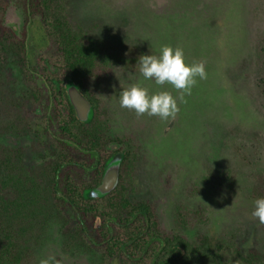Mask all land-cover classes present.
Returning <instances> with one entry per match:
<instances>
[{
    "label": "rangeland",
    "instance_id": "1",
    "mask_svg": "<svg viewBox=\"0 0 264 264\" xmlns=\"http://www.w3.org/2000/svg\"><path fill=\"white\" fill-rule=\"evenodd\" d=\"M62 3L69 22L107 57L108 73L88 81L86 88L105 111L109 135L122 140L119 151L134 155L124 178L127 199L147 200L166 235L178 233L191 241L207 235L228 264H264L250 256L264 257V224L252 216L254 200L264 197V63L257 56L264 48V0ZM5 22L17 31L20 16L10 8ZM33 44L30 40L29 51ZM163 45L181 49L186 63L204 66L205 78H197L182 99L171 85H156L139 73V55H157ZM133 84L150 94L168 91L176 98L175 116L161 120L121 108L119 93ZM7 96L0 79V103L10 113L3 123L15 117ZM0 145L22 148L26 168L39 163L22 135H0ZM0 159L8 166L2 168L4 176L10 177V161ZM73 169L83 178L92 174ZM43 212L31 222L22 264H106L94 250L65 249L54 210L45 204Z\"/></svg>",
    "mask_w": 264,
    "mask_h": 264
},
{
    "label": "trees",
    "instance_id": "2",
    "mask_svg": "<svg viewBox=\"0 0 264 264\" xmlns=\"http://www.w3.org/2000/svg\"><path fill=\"white\" fill-rule=\"evenodd\" d=\"M10 8L20 16L17 31L5 22ZM260 54L264 63L262 45L257 49L262 62ZM106 64L95 41L69 22L62 0H0V79L6 102L15 112L3 123L10 113L0 103V135L26 137L39 162L26 168L22 148L0 145V155L10 161L13 172L4 176L2 168L8 166L0 159V264L23 263L31 222L44 213L45 204L61 222L65 249L94 250L106 264H228L209 236L191 241L178 233L166 235L147 200L127 199L124 178L135 160L129 151L121 159L116 186L102 197L86 196L122 149V140L109 135L99 100L86 88L88 81L105 77ZM261 69L257 64L256 72ZM68 81L91 103L86 121L77 119L68 101ZM261 82L264 87V75ZM73 167L92 174L83 178ZM250 256L264 263L262 255Z\"/></svg>",
    "mask_w": 264,
    "mask_h": 264
},
{
    "label": "clouds",
    "instance_id": "3",
    "mask_svg": "<svg viewBox=\"0 0 264 264\" xmlns=\"http://www.w3.org/2000/svg\"><path fill=\"white\" fill-rule=\"evenodd\" d=\"M138 70L145 80H154L156 85L169 84L173 89L183 94L190 92L197 78H205L202 63H186L183 52L179 48L163 45L157 55L141 54L138 59ZM121 108L135 112L137 116H157L161 120L174 117L178 111L176 98L168 91L149 93L147 89L138 84L130 85L119 93ZM252 216L264 224V197L254 200ZM41 264H47L42 261Z\"/></svg>",
    "mask_w": 264,
    "mask_h": 264
},
{
    "label": "water",
    "instance_id": "4",
    "mask_svg": "<svg viewBox=\"0 0 264 264\" xmlns=\"http://www.w3.org/2000/svg\"><path fill=\"white\" fill-rule=\"evenodd\" d=\"M65 91L68 101L75 111L77 119L80 121H86L91 109L90 101L78 90L73 81L65 83ZM122 155L123 152H118L112 156L104 168L101 182L99 185L86 192L87 197H101L115 187L118 181V168Z\"/></svg>",
    "mask_w": 264,
    "mask_h": 264
},
{
    "label": "flooded vegetation",
    "instance_id": "5",
    "mask_svg": "<svg viewBox=\"0 0 264 264\" xmlns=\"http://www.w3.org/2000/svg\"><path fill=\"white\" fill-rule=\"evenodd\" d=\"M118 152H120V151L115 152V154L118 153ZM121 152H122V151H121ZM115 154H114V155H115ZM122 157H123V155H122ZM100 182H101V181H100ZM117 182H118V181H117ZM98 185H99V184H98ZM115 186H116V185H115ZM95 187H96V186H95ZM111 190H112V189H111Z\"/></svg>",
    "mask_w": 264,
    "mask_h": 264
}]
</instances>
